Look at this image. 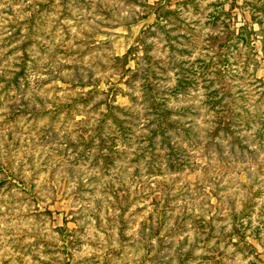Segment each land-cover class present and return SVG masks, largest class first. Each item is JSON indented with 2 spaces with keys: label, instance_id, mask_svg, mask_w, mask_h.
<instances>
[{
  "label": "rangeland",
  "instance_id": "obj_1",
  "mask_svg": "<svg viewBox=\"0 0 264 264\" xmlns=\"http://www.w3.org/2000/svg\"><path fill=\"white\" fill-rule=\"evenodd\" d=\"M182 1L0 0V264H264V0Z\"/></svg>",
  "mask_w": 264,
  "mask_h": 264
},
{
  "label": "trees",
  "instance_id": "obj_2",
  "mask_svg": "<svg viewBox=\"0 0 264 264\" xmlns=\"http://www.w3.org/2000/svg\"><path fill=\"white\" fill-rule=\"evenodd\" d=\"M188 2H192V0H187ZM187 1H182L181 4H185ZM233 2V1H232ZM236 4H231L230 8L228 11H223L220 10L218 13L222 19L220 21V23L223 25L224 29L227 31L225 32L226 36H229V39L233 38L234 39V43H237L239 41L242 42H247L250 43V34L253 32L252 28L250 27L248 30V22H245V24H241L239 26H234L232 29L229 28V25L231 24L230 19L231 17V9H233V7ZM163 9V8H162ZM173 12V10L166 8L164 9V13L162 15L163 18H166L165 20L168 19V15L171 14ZM219 15H215L214 16V20L213 22H215V20L219 19ZM251 19H257V23L259 25H261V32H262V38H261V49L264 52V6L263 5H258V4H252L251 5ZM227 20V21H226ZM235 21V20H234ZM224 33V31H223ZM207 68V64L205 66ZM205 68V69H206ZM205 69L202 70V73L205 72ZM129 72H131V74H136V71H134L133 69L128 68ZM16 81V80H15ZM145 85H147L146 87H150V84L144 83ZM181 86V85H178ZM150 89V88H149ZM174 91L180 92V89L177 88V86L174 87ZM221 93V94H220ZM151 99V98H150ZM151 104L153 105L154 103L156 104H163V103H159L158 99H154V97L152 98ZM209 101L210 103V108H212L214 110V125L212 127L211 133L210 135L213 137L219 136L221 135V132L226 135V136H230V142H233V139L239 140L238 135H236V133H234V131L231 128L232 123H237L238 120L240 122V119H238L239 117V113H235L234 109L232 107L229 106V104L231 103V100H226V95L225 92L220 89H214L212 91L209 92ZM151 105V107H152ZM120 108L118 105H114L113 103H109V106L107 108V113L111 114L112 116V123L114 125H116L118 127V137H127L126 135H128V133L130 132L131 128H128L127 126L124 125V123H126L125 120H123L122 118H120L119 116H117L115 113L116 111L120 112ZM156 108V107H155ZM157 114L156 118L154 119L156 121V127L154 129H152V134L153 136H157V133H159V135L161 136V142L164 143L165 145L170 147V151L173 152V146L170 144V139L173 137L171 133H169L168 131H170L172 129L173 131V120H171L169 118V114L171 113V111L169 109H167L166 107L163 106H158V109L154 110ZM105 116V115H104ZM131 118H133V116H131ZM104 119V118H103ZM105 120H103V129L107 128ZM124 125V126H123ZM159 131V132H158ZM105 136L110 135V137L116 138L114 135L111 134H104ZM179 160V158L177 159ZM168 161V168L169 169H180L181 165L179 163H176V160L170 158ZM251 264H257L254 260H251Z\"/></svg>",
  "mask_w": 264,
  "mask_h": 264
}]
</instances>
